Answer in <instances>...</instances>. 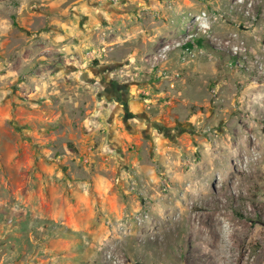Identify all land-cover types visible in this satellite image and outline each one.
<instances>
[{
    "label": "rangeland",
    "instance_id": "1",
    "mask_svg": "<svg viewBox=\"0 0 264 264\" xmlns=\"http://www.w3.org/2000/svg\"><path fill=\"white\" fill-rule=\"evenodd\" d=\"M77 2L0 0V264H264V0Z\"/></svg>",
    "mask_w": 264,
    "mask_h": 264
},
{
    "label": "crops",
    "instance_id": "2",
    "mask_svg": "<svg viewBox=\"0 0 264 264\" xmlns=\"http://www.w3.org/2000/svg\"><path fill=\"white\" fill-rule=\"evenodd\" d=\"M79 1L80 2H77V4H75V6L73 7V9L74 10H77V12L82 13L85 16L84 18L86 19V21L87 20L89 21L90 20V16L91 17L94 16L93 15V12H91V10H90L91 6L88 3V0H84V2H81V0H79ZM100 10L101 9H99V11H97V12H99L97 14L98 17L103 16V17L106 18L107 14L104 13L103 11H100ZM82 32L83 31L81 30V33ZM83 39H84V37H83ZM83 39L79 41V44H73V43L71 44L70 43L71 45H69L68 48L71 50V52L76 53V55H79L78 53L83 52L84 48H86V46H87V44H84L85 42L84 43L82 42ZM73 46H74L75 49L72 51Z\"/></svg>",
    "mask_w": 264,
    "mask_h": 264
},
{
    "label": "flooded vegetation",
    "instance_id": "3",
    "mask_svg": "<svg viewBox=\"0 0 264 264\" xmlns=\"http://www.w3.org/2000/svg\"><path fill=\"white\" fill-rule=\"evenodd\" d=\"M106 85V89L111 93L119 94V92L121 91V88L114 82H108L106 83Z\"/></svg>",
    "mask_w": 264,
    "mask_h": 264
},
{
    "label": "bare ground",
    "instance_id": "4",
    "mask_svg": "<svg viewBox=\"0 0 264 264\" xmlns=\"http://www.w3.org/2000/svg\"><path fill=\"white\" fill-rule=\"evenodd\" d=\"M216 225V224H215ZM219 225V224H218ZM219 229V228H218ZM215 235H218V236H220L219 235V232L217 231V229H215Z\"/></svg>",
    "mask_w": 264,
    "mask_h": 264
},
{
    "label": "built area",
    "instance_id": "5",
    "mask_svg": "<svg viewBox=\"0 0 264 264\" xmlns=\"http://www.w3.org/2000/svg\"><path fill=\"white\" fill-rule=\"evenodd\" d=\"M113 2H115V3H117L118 2V0H112Z\"/></svg>",
    "mask_w": 264,
    "mask_h": 264
}]
</instances>
